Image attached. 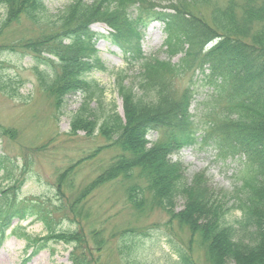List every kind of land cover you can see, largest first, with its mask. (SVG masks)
Wrapping results in <instances>:
<instances>
[{"label":"trees","instance_id":"trees-1","mask_svg":"<svg viewBox=\"0 0 264 264\" xmlns=\"http://www.w3.org/2000/svg\"><path fill=\"white\" fill-rule=\"evenodd\" d=\"M224 1V6L214 4L210 22L190 5L174 0L168 4L162 0H94L92 4L75 0L70 10L46 19L50 24L41 28L48 14L44 0H0L3 28L27 19L41 29L36 38L20 39L18 47H25L37 61L53 56L58 61L59 70L43 77L48 93L59 95V99L69 91L85 94L87 104L71 118L69 133L85 131L89 135L98 131L111 141L107 147L115 145L120 152L97 178L70 198L65 194L66 188H73L70 172L82 159L61 172L56 185L59 205L22 198L26 180L1 187L0 196L5 200L0 198L1 243L10 228V233L17 234L24 221L32 219L43 222L46 228V234L31 239L34 253L53 250V243H57L71 249L70 264H103L109 236L103 227L85 226L83 222L90 215L78 205L103 184L123 178L130 184L126 192L131 205L142 212L149 204L164 209L172 215L170 222L176 220L188 227L191 246L199 239L207 247L211 264H223L226 259L238 264H264V0ZM152 22L163 24L167 59H160L159 52L150 57L141 52V38ZM96 23L108 26L109 34L95 31ZM99 39L121 47L130 45L129 58L139 59L140 76L135 86L126 84L123 70L114 73L118 92L129 102L127 119L121 118L115 101L101 115L91 108L99 83L88 75L108 70L89 49ZM11 47L13 51L16 48L15 44ZM177 55H181L178 62H172ZM207 64L210 74L203 80L215 91L206 101L205 118L197 120L190 113L194 93L189 87L177 95L175 77L188 74L193 83L196 72L205 73ZM155 131L159 140L149 147L147 135ZM197 146L216 150L218 158L223 155L242 162L239 183L231 192L235 201L231 210L239 212L233 219L227 217L228 208L204 192L191 196L192 205L181 215L174 210L176 198L188 187L180 175L184 168L173 156ZM4 158L0 155V172ZM60 214L75 226L60 230ZM135 230L127 231L138 233ZM127 231L111 236L118 234L122 239L119 249L126 264H144L133 256L137 242L127 239ZM171 248L176 264H198L183 246L171 241Z\"/></svg>","mask_w":264,"mask_h":264},{"label":"rangeland","instance_id":"rangeland-1","mask_svg":"<svg viewBox=\"0 0 264 264\" xmlns=\"http://www.w3.org/2000/svg\"><path fill=\"white\" fill-rule=\"evenodd\" d=\"M162 1L168 4L169 0ZM44 2L48 14L45 20L41 21V28H47L50 24L46 19L52 20L53 16L70 10L75 0ZM85 2L92 4L94 0ZM174 2L190 5L198 16H206L210 22L214 4L224 6L225 3L224 0ZM1 10L0 8V155H4L5 164L0 172V188L26 180L22 188V198L30 201L48 200L52 206L59 205L56 185L61 172L82 159L80 165L70 172L69 181L72 182L73 188L65 189V194L70 198L74 192L97 178L120 152L115 145L107 147L111 141L98 131L89 135L85 131H79L77 135L69 133L71 118L87 104L85 94L81 91H69L61 99L57 94L56 97L49 94L43 86V77L59 70L58 61L54 56L48 61H37L25 47L17 45L20 39L38 37L41 32L39 25L22 19L19 23L11 22L3 28L4 15ZM261 23L258 22L259 25ZM93 29L108 34V28L104 24L96 23ZM145 30L141 51L146 56L159 52L160 59H166V34L163 24L153 22ZM65 43L72 47L67 41ZM13 44L16 47L14 51L11 47ZM89 49L91 54H98L108 68L105 72L98 71L88 75L91 80L99 83L98 88H94L91 108L101 115L104 110H109L111 102L115 101L121 118L127 119L129 102L118 92L117 76L114 73L123 70L127 75L126 84L134 85L135 79L140 76L139 59L128 58L130 45L121 47L119 43L117 45L104 39H99L96 46ZM180 57L181 55L175 56L173 62H178ZM209 72L207 70L206 74ZM196 75L193 83L190 75L176 76L175 88L177 95L191 88L194 97L190 113L196 115L195 118L199 120L205 118L203 113L208 108L206 101L212 96L215 87L203 80L202 72L197 71ZM99 103L103 105L102 108ZM190 119L192 120V117ZM159 136L155 132L147 137L148 146L155 145ZM100 147H103L101 151L93 156ZM198 147L184 148L178 155L173 156V160L184 168L180 175L188 187V193L180 192L176 198L174 210L181 215V212L192 205L191 196L193 198L196 193L204 192L208 198L215 199V202L228 208L230 211L227 210V217L233 219L239 212L231 210L235 202L231 192L239 183L237 177L243 169L242 162L223 155L222 159L218 158L216 150ZM129 185L126 179H115L103 184L78 205L79 208H84L85 214L90 215L83 222L85 226L103 227L109 236V245L102 256L103 264H126L124 254L119 249L122 239L118 234L114 237L111 235L133 228L138 233L127 231L125 234L127 239L137 242L133 256L144 264H176L171 241L189 250L198 264H211L207 257V247L202 246L199 239L191 246L192 236L188 227L178 225L176 220L170 222L172 215L164 209L149 204L150 206L142 212L131 205L126 192ZM0 198L5 201L4 197ZM201 201L197 202L198 205ZM221 211L223 213V209ZM63 217L62 214L59 215L62 220L60 230L75 226L68 218ZM10 231L11 229L7 231V239L3 243L0 242V264H70L71 249L63 244L53 243V250L34 253L35 247L32 246L31 239L46 234L43 222L30 219L17 229V234ZM222 262L238 264L230 259Z\"/></svg>","mask_w":264,"mask_h":264}]
</instances>
